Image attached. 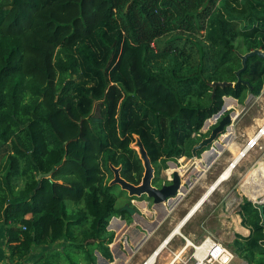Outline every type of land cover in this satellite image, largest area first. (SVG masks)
Wrapping results in <instances>:
<instances>
[{"label":"trees","instance_id":"trees-1","mask_svg":"<svg viewBox=\"0 0 264 264\" xmlns=\"http://www.w3.org/2000/svg\"><path fill=\"white\" fill-rule=\"evenodd\" d=\"M254 50L264 52V0H0L5 264L37 250L28 264H96L95 251L111 261L107 225L127 214L111 168L140 183L138 140L158 174L192 158L223 97L260 95L264 60L241 70ZM238 214L251 232L234 254L264 264L258 210L245 199Z\"/></svg>","mask_w":264,"mask_h":264},{"label":"crops","instance_id":"crops-1","mask_svg":"<svg viewBox=\"0 0 264 264\" xmlns=\"http://www.w3.org/2000/svg\"><path fill=\"white\" fill-rule=\"evenodd\" d=\"M234 103L236 106H239L237 101L234 100ZM249 112L250 109L243 117L249 114ZM260 121L264 122V119ZM255 124L258 125L257 119H255ZM261 125L259 124L258 126ZM238 126L239 124H232L227 131L228 133L213 145L214 150H212V153L204 154L206 157L202 156L201 159L199 157L197 159L188 158L190 160H188L187 164L186 157H182L180 160L177 159L175 163L180 164L184 160L185 164H182L181 168H175V170L172 167H175L174 165L176 164L171 161L172 164L168 167V172L160 173L159 179L162 182H168L171 178V173L177 171L182 178L188 179L191 183L190 185L186 184L188 187L187 191L180 193L178 197L165 205V209L161 206L148 203L145 198H142V201L131 200L132 207L141 215L142 219L134 220L136 228L129 226L133 222V219L129 218L127 214L121 215L118 217L119 219L113 220L111 223L113 231L111 232L114 233V239L109 245L112 260H106L95 251L96 264H141L174 228L182 222L179 231L188 239L198 242L209 233L232 251V243L236 236L242 238L248 237L251 231L248 227L242 225L241 218L238 214L239 206L242 204L243 199L237 198L235 194H238L239 188L242 191L245 190L246 183L249 182V179H246V177L250 170L257 167L260 161L264 163V155L256 156V149L248 151L245 153L246 155L243 154L245 156L243 158L240 157L242 159H239V162L237 161L238 163L233 167L230 177L220 182L216 186L217 188L215 187L209 197L203 202L204 204L202 203L191 217L186 221L183 220L191 207L203 196L208 187L216 181L217 178L212 180L208 185L210 173L220 167L224 170L231 165L232 161L236 160L237 155L243 150L246 141L252 138L254 134L252 128L254 126L251 123L245 126L243 128L244 130L240 133L237 132L239 130ZM176 167L178 166L176 165ZM259 171L260 169H256L254 175ZM261 171L263 170L261 169ZM256 187L258 189L255 193L256 200L263 199L264 194L262 193L260 183ZM198 188H204L205 190L197 196ZM252 200L249 199L248 201L252 202ZM123 205L124 202L122 201L119 207ZM29 217L28 215L27 218ZM123 219L125 222L121 221ZM138 226L145 234L138 232ZM5 242V227L0 224V264L7 262L6 257L8 252ZM182 245L183 241L175 236L169 241L167 248L175 251ZM41 252L42 250L35 251L30 259L32 260V258L39 256ZM169 259V253L165 251L157 260V264H166ZM31 260H27L25 264H28Z\"/></svg>","mask_w":264,"mask_h":264},{"label":"water","instance_id":"water-1","mask_svg":"<svg viewBox=\"0 0 264 264\" xmlns=\"http://www.w3.org/2000/svg\"><path fill=\"white\" fill-rule=\"evenodd\" d=\"M252 56H257L264 60L263 51H260V50L250 51L246 53L244 56H242L243 67L241 70L245 68L246 60ZM225 85H226L225 83L222 84V86H225ZM226 98L232 99L233 101L235 100L232 97H223L222 99L223 103H222L220 111L217 114L212 115L209 119L204 121L201 129H206V130L207 129L209 130V125H208L209 120L214 119V121H217V122L215 123L216 126L214 125L215 127L211 129L210 135L207 138H204L198 145H196L193 148L192 158L197 159L199 157V159H201L204 154L212 153V150H214L213 145L217 143L218 140L221 139L224 135L227 134V131L233 124L232 121L237 119V117L239 116V114L234 111H230L229 113L224 115V113L227 112L228 110L225 107ZM137 145H138L139 156L143 161L142 164L144 168L140 183L138 185H133L125 181L124 179L120 177L119 168H111L113 172V179L110 182V184L114 186H120L123 191L127 192L129 197L145 198L148 203H151L152 205H155V206H161L164 208L165 205L169 204L173 199L178 197L180 193L182 192L185 193L188 189L187 185H190L191 183L189 182L188 179L182 178L177 171H173L171 173V178L168 182H162V184L160 185L158 184L154 185L153 181L155 179V170L150 162V159L147 156V153L142 143L139 140L137 141ZM198 151H201L199 156H197ZM166 164L170 166L172 162L168 161ZM49 175L50 174H40L38 176V179L44 178V177L49 178ZM251 203L258 210L259 217L261 219V225L263 227V232H264V201L257 199L256 201L252 200ZM118 210L119 212H126L128 217L133 219V222L129 224V226L132 228H136V226L134 225L135 219H142L141 215L138 214L137 211L130 204H124ZM166 213H167V210H166ZM116 219H119V218L112 217L110 219L107 225V228H106L107 230L113 231V227L111 223L113 220H116ZM121 221L125 222L124 219Z\"/></svg>","mask_w":264,"mask_h":264},{"label":"rangeland","instance_id":"rangeland-1","mask_svg":"<svg viewBox=\"0 0 264 264\" xmlns=\"http://www.w3.org/2000/svg\"><path fill=\"white\" fill-rule=\"evenodd\" d=\"M25 7L26 6L24 4L19 5V12H17L16 14H14V15H12V16H10L8 18L9 21H8L6 27H9V25H11V27L12 26H17L19 23H21L20 21L24 17L25 12H26ZM225 107H226V109H228L227 110V113L230 112V111H234V112H236V113L239 114V116L237 117V119H235V120L232 121L233 124H239V126H238L239 127L238 129L239 130L237 131L238 133L242 132L244 130L243 128H245V126L249 125L250 123L254 126L252 128V130H254V134L257 133L258 130L260 129V127L264 124V122L260 121V120H263L264 119V86H263V88H262L259 96L253 97V96L250 95L249 98L246 97V99L243 102V104H239V106H236V104L234 103V101L232 99H227L226 98V100H225ZM249 109H250L249 114H247V115H245L243 117V115ZM255 119H258L259 120V121H257V124H262V125L261 126L256 125L255 124ZM253 120H254V122H253ZM210 122H212V120H209V122H208V124H209V130L208 129L207 130L206 129H201L200 130V133L201 134H206L207 132H209L210 129H211V127L214 126L217 121H213V123H211V124H210ZM262 145H263V148H262ZM254 149H256L255 150L256 151L255 152V155L256 156H259V155L260 156H263L264 155V135L259 139V142H258L257 146L254 147ZM203 156H205V155H203ZM180 159H182V158H179V160ZM192 159H194V158H192ZM188 160H190V159H188L186 157V164L188 163ZM172 162L175 163L177 161H172ZM175 164L178 167H176V165L173 164L175 166V167H172L174 170H175V168H181L182 167V164L184 165L185 162L183 160V162L181 161L180 164L179 163H175ZM199 165H202V164H199ZM168 167H170V166H167L166 169H159V174L157 172H155V179L153 181V184L154 185H157V184L160 185V184H162V180L159 179V175L162 172H165V173H166V171L168 172V170H169ZM156 170H157V168H156ZM222 170L223 169H221V167H220V168H218V169H216V170H214V171H212L210 173L208 185L210 184V182L212 180H214L215 178H218V176H220V174H221L220 172ZM112 190H113V195H114V197L116 199L115 206L118 209L120 208L119 206L122 203V201L124 202V204L129 203L131 205V202H130L131 200H134V199L135 200H141L142 199V198H137V197H129L128 194H127V192L126 191H123L120 186H113V189ZM204 190H205L204 188H198V194H197V196L199 195V193H202ZM238 194H235L237 198H242L243 200H245V199L246 200H249L250 199L249 196L246 193H244L241 188H239ZM129 222H127V223L129 224ZM137 230H138V232L144 233L143 230H141V228L139 226L137 227ZM244 263H245L244 261H242L240 258H238V256H236V259H235V263L234 264H244Z\"/></svg>","mask_w":264,"mask_h":264},{"label":"built area","instance_id":"built-area-1","mask_svg":"<svg viewBox=\"0 0 264 264\" xmlns=\"http://www.w3.org/2000/svg\"><path fill=\"white\" fill-rule=\"evenodd\" d=\"M263 135L264 134H262L261 137ZM259 139L255 141L253 138H249L246 141L243 146V148L248 147L246 153L250 150H253L254 147L257 146ZM244 156H242V158ZM188 213H186L184 218L187 217ZM169 235H171V233ZM168 236L141 264H147L152 255L156 253V250H159L158 254L155 256V258L150 264H157V260L161 257V254L164 251H168L170 256V259L166 264H234V261L236 259V256L233 251L230 250L227 246H225L222 242L218 241L212 234L208 233L200 241L195 242L188 239L180 231H178L175 236L179 237L183 241V245L175 251H171L167 248L169 241L175 236H172L170 239L167 240Z\"/></svg>","mask_w":264,"mask_h":264},{"label":"bare ground","instance_id":"bare-ground-1","mask_svg":"<svg viewBox=\"0 0 264 264\" xmlns=\"http://www.w3.org/2000/svg\"><path fill=\"white\" fill-rule=\"evenodd\" d=\"M257 121H259V120L257 119ZM262 134H264V124L261 126L260 130L254 136H252V138L256 141V140H258L261 137ZM247 150H248V147L243 148V150L237 155L236 160L232 161L231 165H229L226 169H224L221 172L220 176H218V178L216 179V181L214 182V184L211 185L210 187H208V189L203 194V196L191 207L190 211H188L189 213L187 212L188 215H187V217H185L183 219L184 221H186L193 213L196 212L197 209H199L200 205L209 197V195L212 193V191L215 189V187L220 182H222V181H224V180H226V179H228L230 177L231 171L233 169L232 167L234 166L235 163H238L237 161L240 159V157L243 156V154L246 153ZM256 169H260V171L254 175ZM261 169L263 171H261ZM246 179H249L248 180L249 182L246 183V187H245V190L243 192L246 193L249 196L250 199H253L254 201H256V194L255 193L258 191V189L256 187L257 184L260 183V187L262 188L261 189L262 190V193L264 194V163L260 161L259 164L257 165V167H255L254 169L250 170V172L247 174ZM260 200L264 201V198L263 199H260ZM182 223H179L174 228V230L171 232V235L168 236L167 240L170 239L172 236H174L175 234L178 233V231H179ZM158 251L156 250V253L152 255V257L149 259V261L147 262V264H150L152 262V260L158 254Z\"/></svg>","mask_w":264,"mask_h":264},{"label":"flooded vegetation","instance_id":"flooded-vegetation-1","mask_svg":"<svg viewBox=\"0 0 264 264\" xmlns=\"http://www.w3.org/2000/svg\"><path fill=\"white\" fill-rule=\"evenodd\" d=\"M211 120L214 121V119H211ZM213 121H212L211 123H213ZM211 123H210V124H211ZM215 126H216V125H215ZM215 126H212L211 129L214 128ZM211 129H210V130H211ZM209 135H210V134H209ZM206 138H207V137H206Z\"/></svg>","mask_w":264,"mask_h":264},{"label":"clouds","instance_id":"clouds-1","mask_svg":"<svg viewBox=\"0 0 264 264\" xmlns=\"http://www.w3.org/2000/svg\"><path fill=\"white\" fill-rule=\"evenodd\" d=\"M225 113H226V112H225ZM225 113H224V114H225Z\"/></svg>","mask_w":264,"mask_h":264}]
</instances>
